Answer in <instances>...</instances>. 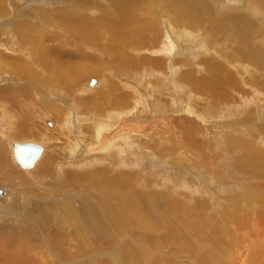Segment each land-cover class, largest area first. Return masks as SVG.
<instances>
[{
	"label": "bare ground",
	"instance_id": "bare-ground-1",
	"mask_svg": "<svg viewBox=\"0 0 264 264\" xmlns=\"http://www.w3.org/2000/svg\"><path fill=\"white\" fill-rule=\"evenodd\" d=\"M71 1L72 0L64 2H49V0H41V2H44L42 9L50 10V8L57 7V5H59V7H62L63 5L72 6V3H70ZM160 1L161 0H150L148 2L150 3V7L143 12L144 21H142V23H140V21L136 17L137 15L134 16L133 14H136L134 13V11L140 8L143 4L147 3V0H125L122 10L118 11V9H116L115 7L110 11H106L105 13H103V15L100 16V18H94L97 21L93 23H90L91 21L88 23L83 21V9L80 8V12L74 19L76 21V25H72L70 21L67 22L66 25L62 27L63 34L61 35L66 36V34L70 33V35L66 36L67 38L68 36H73L74 39H79V44H81L82 42H88V44L95 50L106 53L108 56L109 52L111 53L122 51L123 57L112 59L113 62L118 63L121 66H143L139 61L137 62L136 60L135 63H124V41L127 44L145 47L146 49H150V51H153L154 53V51H156V47H158L162 42H164L162 44L164 45V48H167L165 44L166 42L164 41V35L170 38L176 35L181 36L182 34V37L184 35L188 39L193 38L194 34L190 31V29L196 27L192 29L195 33V30L200 29V26L202 25L200 19L198 25L196 26L192 25V21H190L191 23L189 22V20L187 19L188 17H180V19L182 18V22H184V24H177L182 26V31L176 27L177 24L175 25L173 22H171L170 16L172 15V13L169 14V17H167V14H165L166 12H169V8H174L173 6L175 5L177 10L181 13H193L194 7L198 0H163L165 2L161 1V3L166 4L165 8H163V4L161 8V5L159 3ZM176 1H178L177 3L179 4H177ZM5 2L6 1L2 3L5 5ZM17 4H19V0H17ZM47 6H49V8H47ZM261 7L263 9L262 11H264L263 3H261ZM261 7L259 5H256V11H259V8ZM158 8H161V12L157 11ZM42 9L40 8L39 10L43 11ZM0 10V14H3V9L1 8ZM61 11L62 9H55L52 16L54 17L58 14L60 17H64L65 20L67 18L69 19V17L73 18L75 8L72 12H69V10H67L66 12L65 10L64 14H62ZM114 11L116 12V14L112 15ZM158 12L161 15H159ZM111 15L114 16V21L110 20ZM118 15L123 19L121 24H117V22H115V18ZM47 16H43V18H41L42 21H44L43 19H45ZM262 18L264 17H258V19L262 22V28H264V19L261 20ZM251 21L253 20H250V22ZM179 22L181 21L179 20ZM250 22H247V25L243 27L239 25L235 26V23L233 21L230 23V26L232 27V31L239 29H242V31H244L246 30V28L255 31L253 30L254 28H252V26L254 25L250 24ZM19 23L20 22L17 23L18 25L16 26V28L28 29L26 32L21 33L22 42L19 44L20 47L18 49V51H23L25 54L5 57L3 67L4 71L8 69L9 72L11 70H13V73L16 72L15 74L18 77L17 80H28L27 77H29V75H34L33 79L34 77H41L40 79L44 82H47L50 85L57 86V89H55L53 94L66 97L65 92L62 91L63 89L61 90L60 88H58L64 86L63 83H66L64 86L65 88H70V86H73L77 83L78 85L80 83V85L82 86V83L85 82L88 73L89 75L96 74L97 66L94 63L89 67H85L83 62H86V60L78 59V57L75 58L79 60V63L74 66H68L64 68L63 66L59 65L61 68L57 67L58 65L56 66V62H52V59H50L47 54H43L40 45L35 42L37 35L42 32V30L40 29V25L37 24L36 28V26L30 21L21 22L20 24ZM66 29H70L71 32H65ZM167 30L169 31V33ZM215 30L221 31L222 29H220L217 25ZM227 30L230 29L228 28ZM140 31H142L141 35ZM107 32L109 34V37H105L102 39V37ZM249 32L250 31H248V33ZM196 35L198 34H195V36ZM138 36L140 37L138 38V41H136ZM251 36L249 39L244 40L242 46V54L246 58V54L250 52L255 61H258V53H260V49L258 50V47L255 48L256 43H253L255 42V38L258 37V35H255L254 39L251 38ZM233 40L235 43L236 40L234 36ZM28 41L31 43L30 45ZM169 47H171L170 43ZM250 47L251 49H253V51L250 50ZM39 48L40 50H38ZM142 50L144 49H137V51ZM242 50L240 49V52ZM79 52H81V50ZM163 58L165 57H155L153 60V63L157 66V68H161L162 70L166 66V61H164ZM241 58L242 57H240V59ZM33 60H35V62L38 63L42 69H46L44 75L40 70L41 68L37 69V64ZM262 62L264 61H260V64ZM208 64V68L211 69L210 71H212V74L215 73L214 77L205 78L208 81L207 83L209 84L212 93L220 98H229L230 96H232V94L226 93L224 86L220 87L221 78H218L217 76L220 65L215 64L212 60H210V58L208 60ZM185 73L191 75L189 72ZM61 75L66 76V82H63L65 80L63 78H60ZM159 82L160 80H157L156 78L154 84L160 85L161 83ZM201 84L206 85L205 83ZM259 85L261 87H264V79L259 80ZM111 86L113 89L111 88L110 91L113 93L107 91L106 88L105 96H103V98L107 100L108 103L105 102L107 104H110L112 102L110 101L111 98H113V101L115 99L116 105L118 104V101H121L117 107L118 109L114 110L115 104H110V107H108L107 105L104 106L100 102L97 103V105H94L95 101L92 100L94 97L88 96V99L86 101L90 104H92L94 101V104H92L91 107H97V113H94L96 114V119L94 121H91V126L89 125L91 127L90 132L92 133L91 137L93 139L83 144L86 147H90L89 150L90 153L93 154L92 156H95V153L103 152L101 154L112 160L109 164L108 169L104 170L106 172L109 171L108 173H110L111 175L105 173L102 178L101 175H95L93 171L86 173L80 172V169L78 168L82 169V164L78 162L79 160L73 159V156L75 155L72 154H70V156H65V160L63 159L62 161H59V157L55 156L52 153L46 154L47 156L44 159H41L42 155L45 152V149H47L45 145L47 144L46 142H44V145H41L36 141L20 142L10 140L9 138H14L16 136H28L34 131L39 130L35 128V125L40 121L29 116L23 111L26 108V105L23 102V99L26 97V93H21L20 99L15 97L14 93L12 92L0 93V99L4 102H7L8 108L16 114L15 118L17 119L12 123V119L9 118L8 113L0 112V127L2 126L0 128V135L1 137H5L8 141V144L12 149L16 164L20 168H22L23 170H30L35 166L37 168L35 171H33L32 174V185L34 186V188L28 187V184L15 185V183H12L10 184V186H6L8 188H11L8 189L9 191L6 190V195L7 192L10 194L7 195V198L5 200H3L5 194V191L3 190L5 188H2L0 186V189H2L3 191V193H0V195H3L0 197L2 198V200H0V220H4L3 217L8 213L7 208L11 207L12 205L16 207L17 211L15 210L14 212H16L17 216L20 217L16 220L13 218L14 220L12 223V227H10L6 233L0 232V264H83L91 256L93 257V259L98 260L102 264H264L263 148L255 147L252 143L253 138L245 139L247 137H237L233 139L232 142H230V146H232L233 148L237 147L238 145H241L243 147L241 148L242 159L238 163V166L240 165L239 169L242 172L254 177L252 179V181H254V186L249 185L248 179H244L241 182L245 186L241 185L240 182L232 183L230 181L227 184H230L231 186L234 185L235 189H233L235 191L227 194L228 196L225 197L219 196V198H217V196L221 193H219V190L221 189H218L217 193V191L215 190L211 191L206 189L205 187H202L201 189H199L201 192V196L194 199L193 203H190V205H188L189 203L186 202L175 204L174 199H169L168 202H164L162 204V208L164 210H161L162 208L156 207L154 205V202L152 203L149 197H164L165 195L157 196L155 194H151L149 196H146L139 194L137 196V192L135 194H121L119 191L124 190V188L130 190V193H133L136 187V185L134 186V182L136 181H133V178L140 175V173L139 175H137L136 172L130 173V176H127L128 174L122 176L117 173L116 169L118 168V166L124 165L123 155L124 148L127 145L126 143H128V149H131L129 154L134 155L135 152H137V150L135 152L132 151L134 149L144 151L145 149L142 147L148 141L147 139L143 140L140 138L141 136H146V131H153V126L149 124L153 123V120L151 117L144 116L136 119L134 121L136 123L134 124H131V122L126 123V121H124V113H122L125 112L126 108L123 109L122 107L124 105L125 107L129 106L131 103H124V100H128V98H124V94L118 95V86ZM58 89L61 91H59ZM79 89L73 92H77L79 91ZM85 89L89 90L90 88ZM23 90H30L29 97L27 99V105L29 106L30 112H35L33 113L34 116L45 118V116H47V113H55L54 115L59 116H56L57 118H60L61 116V118L66 117V113H61V107L55 103L46 106L45 104L41 105L42 103L38 104L33 102V100L36 102H38V100L34 99L35 94L32 87L29 88V86H24L23 88H18V91ZM95 93L96 95H98L100 93V88ZM31 94H33V96ZM41 94H39V96L42 97ZM207 96L208 99L215 97H209V94ZM245 98L247 101L242 98V104L243 102L249 101L247 97ZM248 104H250V102H248ZM34 106H37L38 109L32 110ZM44 107L50 108L43 109ZM74 108H76L75 104ZM80 108L82 107L80 106ZM108 110H110V112ZM256 111H254L253 113H255ZM157 113L160 114L157 115L158 118L156 119L158 120L163 117L165 118V121L169 122V125L173 124L171 117H173L174 121L177 119L175 115L161 114L167 113L163 110L159 111L158 109ZM91 118L88 117L89 121ZM47 124L49 127L53 126V123L50 120L47 121ZM159 128L161 129V126ZM124 129H127V131H123ZM237 129L239 128H236V131ZM121 131H123L124 135L126 134V136L123 138L120 137L122 139L118 141H114V134L118 135ZM130 132H136V134L132 136V133L129 135ZM52 133L54 134V132ZM52 133L42 132L39 133V135L41 136V138H46L49 142V138L53 136ZM58 136L53 137L55 139ZM131 137L134 138L130 140ZM15 143H36L42 146V152L32 166L23 167L17 161L14 154ZM167 143L168 142L165 140H158L157 144L161 146H156L157 148H155L154 150L151 149V145L149 146L148 150H151L152 154L158 155L159 157L156 162L157 166L164 167L165 163H170V165L173 163L175 165L174 168L169 167L166 170L165 167L162 172L168 174L167 171H171L170 168H173L180 174H183V172L189 173L190 171L188 169L178 171L176 165L184 161L185 158H196L190 151L194 150V147L186 146L180 137H177L176 140H174L173 143L170 144L171 148L163 149V147ZM133 144H135L134 148ZM182 147L184 148L183 150H185V152L181 150ZM203 147L204 146L197 148V151L202 156L208 157L207 154L210 153V148L209 150H206L202 149ZM166 151H168L169 154H166ZM164 159H166V161H164ZM60 164H62L63 167L69 170L68 179L61 182L60 186L47 185L46 180L51 179L50 176L54 174L58 176L62 173L61 167L59 166ZM186 165L188 164L184 162L182 168L185 169ZM5 166L6 163L2 156V149L0 144V176L10 177L9 174L5 175V173L7 172V167L5 168ZM223 169L227 171V168ZM236 169L237 167L235 168L234 166V168L232 167L231 171H234ZM228 172L230 171L228 170ZM147 173L148 172H145L144 176H147ZM28 174L29 173L23 175ZM14 175L15 173L11 174V176ZM107 176L110 177L107 178ZM258 179H260L261 182L258 187L255 188V185L259 181ZM91 182L97 183L100 190L99 192L102 193V197H98L96 195L90 196L88 203L85 205L83 204L84 202H82V199L84 198H80L79 194L82 191H86L87 189H89L90 187L87 189L85 187L89 186V183ZM109 182L110 186H108ZM121 183L124 184L122 185ZM112 184L119 187V190H116L119 193L118 196L114 193V195L111 194L110 190L113 188ZM184 185L188 188V190H190L185 182ZM21 186L22 190H25L27 193H24L20 189ZM36 188L45 190L46 193L39 194ZM254 188L256 190V193L251 194L249 190L253 191ZM246 191H248L250 194H244ZM30 192L32 195L31 197H29ZM76 195H78V199H76ZM184 195L185 197H187V194ZM176 196L178 195L176 194ZM34 200H36V202H33ZM219 200L222 201L223 205H220L218 207ZM216 203L217 206H215ZM145 204L146 206L142 207V205ZM20 209H23V211L21 212ZM26 212H29V216L35 219L22 217ZM7 218L8 217L5 216V219ZM134 221H136L137 223L139 222L140 225L148 229L153 234L152 240H136L134 238V234L132 233L129 236V228L132 227ZM1 222L3 224V222L5 221ZM223 224L224 227H222Z\"/></svg>",
	"mask_w": 264,
	"mask_h": 264
},
{
	"label": "rangeland",
	"instance_id": "rangeland-1",
	"mask_svg": "<svg viewBox=\"0 0 264 264\" xmlns=\"http://www.w3.org/2000/svg\"><path fill=\"white\" fill-rule=\"evenodd\" d=\"M0 1H1L0 7L4 11L3 14H0V48H1L0 49V55H1L0 56V93L12 92L14 93L15 97H17L18 99H20L21 93H26V97L23 99L26 108L23 111L27 113L29 116L42 122L40 123L39 121H37L39 123L35 125V128L39 130L34 131L32 134L28 136H16L14 138H9L10 140H15L20 142L36 141L41 145H44V142H46L47 144L45 145L47 149H45V152L42 155L41 159H44L47 156L46 154L52 153L55 156L59 157V161H62L63 159L65 160L64 158L65 156L68 155L70 156V154H72L75 155L73 156V159L79 160L78 162L82 164V169L78 168L80 169V172L86 173L93 171L95 175L97 176L101 175V178L105 173L111 175L110 173H108L109 171L106 172L104 170L108 169L109 164L112 160L108 159L103 154H101L103 152L95 153V156H92L93 154L90 153L89 150L90 147L84 146L83 143H86L87 141L93 139L91 137L92 133L90 132L91 130L90 126H91V121H94L96 119V114L94 113H97L96 110L97 107L96 108L91 107V105L94 104V101H95L94 105H97V103L99 102L102 103L104 106L107 105L108 107H110L109 106L110 104L112 105L115 104L114 110L118 109L117 107L121 101H118L117 102L118 104L116 105L115 99L113 101L112 100L113 98H111L110 101L112 102L110 104H107L108 103L107 100L103 98V96H105V89L107 88V91L113 93L110 91L112 88L111 85L113 86L116 85L118 86L119 89L117 91L118 95L124 94V98H128V100H124V103L127 104L131 103L129 106L125 107L124 105L122 107L123 109L126 108L125 112H122L124 113L123 114L124 121H126V123L131 122V124L132 123L134 124L136 123L134 122L136 119L144 116L151 117L153 120V123H149L150 125L153 126V131L151 132L146 131L145 133L146 136H141L140 138L143 140L147 139L148 141L142 147L145 149L144 151H141L139 149H134L132 151L135 152L137 150V152H135L134 155L129 154L131 149H128V143H126L127 145L124 148V155H123L124 165L118 166V168L116 169L117 173L122 176L127 174H128L127 176H130V173L136 172L137 175H139V173L140 175L135 176L133 178V181H136L134 182L135 183L134 186L136 185L135 191L133 193H130L129 192L130 190L124 188V190L119 191L121 194L126 193L127 195L128 193L135 194L137 192V196L139 194L146 196H149L151 194H155L157 196L165 195L166 197L165 196L153 197V198L149 197L151 202L152 203L154 202V205L156 207L162 208L163 207L162 204L164 202H168L169 199H174L175 204L186 202L189 203L188 205H190V203H193L194 199L201 196V192L199 189H201L202 187H205L206 189L211 191L212 190L217 191L218 189H221L219 190V193L220 192L221 193L217 196V198H219V196L225 197L228 196L227 194L235 191L234 185L231 186L230 184L229 185L227 184L230 181L232 183L233 182L241 183L242 180L248 179L249 185L254 186V181H252L254 177L242 172L239 169L240 165L238 166V163L242 159L241 148L243 147L241 145H238L237 147L233 148L232 146H230L231 144L230 142H232V140L237 137L239 138L247 137L245 139L253 138L252 139L253 145L257 148H263L262 150H264V131H263L264 87H261L259 85V80L264 79V68H261L264 67V62L260 64V61H264V28H262L261 26L262 22L258 19V17L260 16L264 17V11H262L263 9L261 7V3L264 4V0H198L194 7L193 13L188 12L187 14L178 11L177 8L175 7L176 5L173 6L175 9L169 8L168 9L169 12H166L165 14H167V17H169V14L172 13L170 19L171 22H173L175 25L177 23L184 24V22H182L183 17L184 18L188 17L187 19L189 20V22L192 21V25H196V26L198 25V22L201 20L202 25L200 26V29L195 30V33L192 29L196 27L193 28L190 27L191 28L190 31L193 32L194 34L193 38L188 39L184 35L183 38L182 34L181 36L176 35L170 38L164 35L165 38L164 37L163 38L164 41L166 42L165 44L168 49L164 48V45H162L164 42H162L158 47H156V51H154V53L153 51H150V49H146L145 47L138 45L127 44L124 41V45H125L124 63H128V62L135 63L136 60L137 62L139 61L140 64L143 65L140 67H127L124 65L121 66L118 63L113 62L112 59L123 57L122 51L111 52V53L109 52V56H110L109 57L106 53L95 50L92 46L88 44V42H82L81 44H79L78 43L79 39H74L73 36H68L67 38L66 36L70 35V33L66 34V36L61 35L63 34L62 27L66 25L67 22L70 21L72 25L74 26L76 25V21L74 19L80 12V8L83 9L82 12L84 17L82 18L83 21L86 23L91 21L90 23H93L97 21L94 18H100V16L103 15V13H105L106 11H110L115 7L116 9H118V11L122 10L125 0H72L70 2L72 3V6L63 5L62 7H59V5H57V7H52L53 9L50 8V10L42 9L43 3L47 1L41 2L40 0L39 2V0H19V4H17V0H3V1L0 0ZM4 1H6L5 5L3 4ZM52 1L64 2L68 0H57V1L49 0V2ZM149 1L150 0H147V3L143 4L140 8L134 11V13L136 14L133 15L134 16L137 15L136 17L138 18L140 23L144 21L143 12L150 7V3H148ZM161 1L165 2L163 0ZM161 1L159 2L161 8H162V4H163V8H165L166 4L161 3ZM177 2L178 1H176V3ZM256 5H259L261 7L259 8V11H256L255 9ZM40 8L43 11H40L39 10ZM47 8H49V6H47ZM74 8H75V12L73 18L69 17V19L67 18L65 20L64 17H60L58 14L54 17L52 16L55 9L56 10L62 9L61 13L64 14L65 10L66 12L67 10H69V12H72L74 11ZM161 8H158L157 11L161 12ZM159 12L158 14L161 15ZM114 14H116L115 11L113 12L112 15ZM112 15L110 20L114 21L113 20L114 16ZM43 16H47L45 19H43L45 22L42 21L41 19L43 18ZM180 17L182 18L180 19ZM115 19H116L115 22H117V24L122 23L123 19L121 16L118 15L116 16ZM263 19L264 18H262L261 20ZM179 20L181 22H179ZM250 20L253 21L250 22ZM29 21L33 23L36 26V28H37V24L40 25V29L42 30V32L40 33L38 31L40 34L37 35L35 42L38 43V45H40L43 54H47V56L50 59H52V62L54 63L56 62L55 63L56 66L58 65L57 67H60L59 65L63 66L64 68L68 66H74L79 63L78 59H83L86 60V62L85 61L83 62L85 67H89L93 63L97 66L96 74L89 75L88 73L85 82L82 83V86L80 85V83L79 85L77 83L74 84L73 86H70V88H65L64 86L66 83H63L64 86L58 88H60L61 90L63 89L62 91L65 92L66 95L65 97V96L53 94L55 89H57V86L50 85L47 82H44L43 80L40 79L41 77L40 78L34 77L33 79L34 75L30 76L29 74H27L29 75V77H27L28 80L27 79L17 80L18 77L15 74L16 72L13 73V70L9 72L8 69L4 71L3 67H4L5 57L25 54L23 51H18V49L20 47L19 44L22 42L21 33L26 32L28 29H18L16 28V26L18 25L17 24L18 22L21 23V22H29ZM233 21L235 23V26L239 25L243 27L247 25V22H250V24L254 25L252 26V28H254L253 30L255 31H252V29L250 30L249 28H246V30L244 31H242V29L232 31V27L230 26L231 25L230 23ZM177 25L176 27L183 31L182 26L180 25L177 26ZM217 25L220 29H222L221 31L215 30ZM228 28L230 30H227ZM248 31L250 32L248 33ZM65 32H71V30L66 29ZM141 32L142 31H140V35ZM195 34H198L199 36L198 35L195 36ZM255 35H258V37L255 38V42H253L252 40L251 41L253 43H256L255 48L258 47V50L260 49L259 50L260 53H258L259 55L258 61H255L253 56H251L250 52L246 54V58L242 54L243 52L242 46L244 40L249 39L250 36L251 38L254 39ZM233 36L235 37L236 40L235 43L233 40ZM105 37H109L108 32L102 37V39ZM139 37L140 36L137 37L136 41H138ZM169 43L171 47H169ZM30 44L31 43L29 42V45ZM138 48L139 49L143 48L144 50L146 49L145 50L146 52L144 50L137 51ZM240 49L242 50L241 52ZM38 50H40V48ZM80 50L82 53L79 52ZM250 50L253 51L251 47ZM75 57H78V59ZM155 57H165L163 59L164 61H166L167 67L165 66L163 70L161 68H157V66L153 63ZM240 57L242 58L240 59ZM209 58L215 64L220 65V68L217 72V76L218 78L219 77L221 78L220 87L224 86L226 93L232 94V96H230L229 98H220L218 96H215L214 93H212L211 88L207 83L208 81L205 79L207 77L210 78L215 76V73L212 74V71H210L211 69L208 68ZM33 61L35 62V60ZM36 64H37L36 65L37 69H40L41 67L39 66V64L38 63ZM40 70L44 75L46 69L41 68ZM185 72H189L191 75H188ZM65 77H66L65 75L63 76L61 75L60 77L65 80L63 82L67 81ZM156 78L157 80H160L159 83L161 84L160 85L158 84L159 86L157 84L156 85L154 84ZM92 79L98 80V82L93 86L90 84V81ZM201 83H205L206 85ZM24 86L26 87L29 86V88L31 87L33 88V92L35 94V98L34 97L33 98L38 100V102L34 100L33 102L38 104L42 103L41 105L45 104L46 106L55 103L61 107L60 109L61 113L62 112L66 113L65 114L66 117L61 118L62 117L61 116L60 118H57L59 116L54 115L55 113L54 114L47 113V116H45V118H39L37 116H34L33 113L35 112L34 111L30 112L29 106L27 105L28 103L27 99L29 97L30 90L18 91V88H23ZM76 88L77 89L80 88L79 91L73 92L77 90ZM85 88L88 89L90 88L89 89L90 91ZM99 88H100V93L96 95L95 92H97ZM39 94H41L42 97L39 96ZM208 94L209 97L210 96L213 97L215 96V97L208 99L207 96ZM31 95L33 96V94ZM88 96L94 97L92 99L94 100L92 104L86 102ZM243 96L249 99L248 102H250V104H248V102H243L242 104V98L245 101H247L246 98ZM74 104L75 107L78 109L74 108ZM80 106L82 108H80ZM47 108L50 107H44L43 109H47ZM37 109L38 107L34 106L32 110H37ZM158 109L159 111L163 110L168 113V114L167 113H161V114L175 115L177 119L174 121L173 117H171V120L173 122V124L171 125H169V122L165 121V118L163 117L158 119L159 120L158 121L156 119L158 118L157 115L160 114L157 113ZM164 109H168V110H164ZM108 111L110 112V110ZM254 111L256 112L253 113ZM0 112L8 113L9 118L12 119L11 120L12 123L17 120L15 118L16 114L13 113L12 110L8 108L7 102L2 101L1 99H0ZM67 112L69 115L67 114ZM88 117L90 118L92 117L90 121ZM48 120L52 121L53 126L51 127L48 126L47 124ZM160 126L161 129L159 128ZM236 128L239 129H237L236 131ZM123 131H127V129H124ZM123 131L119 132L118 135L114 134V138H115V139L113 138L114 141L116 140L118 141L126 136V134L124 135ZM42 132H49V133L54 132V134L52 133L53 136H58V135L59 136L56 137L55 139L52 136L51 138H49V142H48L46 138H41V136L39 135V133ZM131 133L132 136L136 134V132H130L129 135ZM220 135L222 138L220 137ZM177 137H180L186 146L194 147V150H190V151L197 159L185 158L186 160L184 159V161L176 165L178 171L188 169L190 171L189 173L183 172V174H180L179 172H176L173 169L175 167L173 163L171 165L170 163H165L164 167L157 166L156 162L159 159L158 155L152 154V151L148 150L150 145L152 147L151 148L152 150L161 146L157 144L158 140L160 141L165 140L168 142L163 147V149L171 148L170 144L173 143V141L176 140ZM133 138L134 137H131L130 140H132ZM0 144L2 149V156L6 163L5 168L7 167V172L5 173V175L6 174L10 175V177L0 176V186L2 188H5L3 190L5 191L3 200H5L7 198V195L10 194L7 192L6 195V190L9 191L8 189H11L6 186H10V184L12 183L13 184L15 183V185L28 184L27 185L28 187L34 188V186L32 185L33 183L32 174L33 171H35L37 168L35 166L30 170H23L16 164V161L13 157L12 149L8 144V141L6 140L5 137H1V135H0ZM202 146H204L202 149L209 150L210 148V153L207 154L208 157H204L198 153L197 148H200ZM134 147L135 144H133V148ZM183 149L184 148L182 147L181 150L185 152V150ZM165 153L169 154L168 151H166ZM166 159H164V161H166ZM135 161H137L138 163ZM184 162L188 164L185 166V169L182 168ZM59 166L61 167L62 173L58 176L56 174L50 176L51 179L46 180L47 185L60 186L61 182L66 181L68 179L69 170L63 167L62 164H60ZM234 166L235 168L237 167V169L231 171L232 167L234 168ZM165 167L166 170L169 167H173V168H170L171 171H167L168 174H165L162 172ZM223 168H227V171H225ZM228 170L230 172H228ZM121 171L123 172V174ZM145 172H148L147 176H144ZM13 173H15V175L11 176V174ZM27 173L29 174L23 175ZM109 177L107 176V178ZM258 180L259 181L255 185V188L258 187V185L261 182L260 179ZM184 182L190 188V190H188V188L184 185ZM121 184L123 185L124 183ZM112 185H113L112 189L114 192L111 189L110 190L111 194L112 195L115 194L118 196L119 193L116 190H119L118 189L119 187L115 186L114 184ZM241 185L244 184L241 183ZM108 186H110V182L108 183ZM221 186H223L225 190ZM85 188L86 189L89 188V189H87L86 191H82L83 194L82 192L79 194L80 198L81 197L84 198L82 199V202H84L83 204L86 205L88 203L90 196L96 195L98 197H102V193L99 192L100 190L96 182L89 183V186H86ZM255 188L253 189V191L249 190V192L251 194H255L256 193ZM20 189L22 190V186L20 187ZM36 189L39 194L46 193L45 190H41L38 188ZM22 191L24 193H27L25 190ZM249 192L246 191L244 194H250ZM176 194L178 196H176ZM184 194H187V197L189 198L185 197ZM29 195H30L29 197L32 196L31 192ZM1 196L3 195H0V197ZM79 197L78 195H76V199H78ZM0 200H2V198H0ZM33 202H36V200H34ZM220 205H223L221 200H219L218 207ZM143 206L145 207L146 204L142 205V207ZM215 206H217V203L215 204ZM7 210L8 213L5 216H7L9 219L8 218L5 219L4 216L3 217L4 220H0V232L6 233L9 230V228L12 227L13 220L20 218L19 216H17L16 212H14L15 210L17 211L14 205L7 208ZM161 210L164 209L162 208ZM20 211L22 212L23 209H20ZM22 217L31 218L29 216V212H26ZM31 219H35V218H31ZM1 221H5V222H3L2 224ZM138 223L136 221L133 222L132 227L129 228L130 230L129 236L132 233L134 234V238L136 240L138 239L139 240L149 239V241L152 240L153 234L148 229L140 225V223L139 224ZM222 227H224V224L222 225ZM83 264H102V263H100L96 259H93V257L91 256Z\"/></svg>",
	"mask_w": 264,
	"mask_h": 264
},
{
	"label": "water",
	"instance_id": "water-1",
	"mask_svg": "<svg viewBox=\"0 0 264 264\" xmlns=\"http://www.w3.org/2000/svg\"><path fill=\"white\" fill-rule=\"evenodd\" d=\"M97 80L92 79L90 81L91 85L96 84ZM42 152V146L36 143H15L14 144V154L17 161L23 167L32 166L36 159ZM0 193H3L2 189H0Z\"/></svg>",
	"mask_w": 264,
	"mask_h": 264
}]
</instances>
